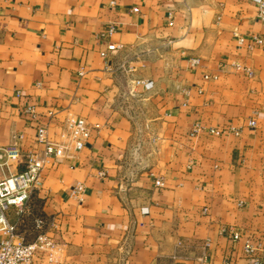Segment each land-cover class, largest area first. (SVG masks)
Wrapping results in <instances>:
<instances>
[{
    "label": "crops",
    "instance_id": "crops-1",
    "mask_svg": "<svg viewBox=\"0 0 264 264\" xmlns=\"http://www.w3.org/2000/svg\"><path fill=\"white\" fill-rule=\"evenodd\" d=\"M256 34L252 0H0V146L21 136L23 154L41 149L25 105L53 141L68 116L90 128L81 151L43 169L24 212L7 214L16 233L28 214L46 223L57 251L32 264L264 262V49L238 41ZM108 44L122 48L105 67ZM228 127L238 135L206 132ZM23 170L8 160L0 179Z\"/></svg>",
    "mask_w": 264,
    "mask_h": 264
},
{
    "label": "built area",
    "instance_id": "built-area-1",
    "mask_svg": "<svg viewBox=\"0 0 264 264\" xmlns=\"http://www.w3.org/2000/svg\"><path fill=\"white\" fill-rule=\"evenodd\" d=\"M256 6V19L264 23V0H252ZM113 2L110 3V6ZM132 12H137L136 8H132ZM115 33V27L109 26L103 33L98 35L99 39H105ZM240 43L247 44L248 48L258 47L264 49V34L250 35L245 40L238 38ZM122 48L121 45L108 44L105 51H100L99 56L108 66V53L115 52ZM198 60H192L191 64L196 65ZM232 68L246 78L253 76L252 70L240 63L231 64ZM82 76V73L79 74ZM215 79V76L204 75L203 79ZM134 86H141L144 90L152 87L150 81L136 80ZM20 114L24 121L34 130L33 142L41 146V149H35L22 153L20 147L21 136H17L14 142L8 146H0V172L6 166L8 160H22L24 170L20 173L9 174L0 179V264H32L36 258L44 257L47 261H52L57 251L56 244L47 231H43L46 223L39 219L35 222V226L39 229V233L32 242H24L16 233V227L10 223L7 214L10 209H14L17 215H21L26 203L30 197L38 192L42 186L41 173L43 169L52 161L62 158L68 149L75 152L81 151L86 144L90 134V128L85 120L75 118L73 116L66 117L61 126L59 141H53L49 138L47 124H42L38 119V113L33 105H25L20 109ZM250 130L255 129L256 121L250 119L246 123ZM203 128L199 122L192 125V135H197ZM207 134L212 137H222L226 134L238 135L232 127L228 128H209ZM99 176H103L99 172ZM156 186L161 184L156 182ZM83 191V186L77 184L71 190L73 197H78ZM50 224V225H49ZM49 227L56 228V223H49ZM232 238L237 239V234L232 233ZM244 253L248 257L253 255L252 246L249 243L244 245ZM249 264H264L252 258Z\"/></svg>",
    "mask_w": 264,
    "mask_h": 264
},
{
    "label": "rangeland",
    "instance_id": "rangeland-1",
    "mask_svg": "<svg viewBox=\"0 0 264 264\" xmlns=\"http://www.w3.org/2000/svg\"><path fill=\"white\" fill-rule=\"evenodd\" d=\"M9 215H8V218L10 220L11 216H9ZM23 221H24V223H22V225H21L22 226L21 230L18 229L17 234L20 238L23 239L24 242H32L35 239V237L37 236V234L39 233V229L36 228V226L34 224V220H32L31 214L26 215V217ZM10 222H12V221L10 220ZM43 231H46V230L43 228Z\"/></svg>",
    "mask_w": 264,
    "mask_h": 264
}]
</instances>
